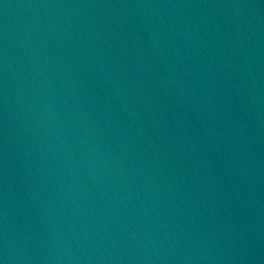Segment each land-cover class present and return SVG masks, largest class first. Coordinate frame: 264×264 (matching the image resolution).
Returning a JSON list of instances; mask_svg holds the SVG:
<instances>
[{"label":"water","instance_id":"water-1","mask_svg":"<svg viewBox=\"0 0 264 264\" xmlns=\"http://www.w3.org/2000/svg\"><path fill=\"white\" fill-rule=\"evenodd\" d=\"M0 264H264V0H0Z\"/></svg>","mask_w":264,"mask_h":264}]
</instances>
